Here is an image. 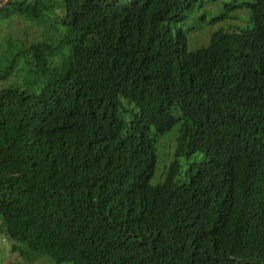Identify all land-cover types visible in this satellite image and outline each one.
Instances as JSON below:
<instances>
[{
    "label": "trees",
    "instance_id": "obj_1",
    "mask_svg": "<svg viewBox=\"0 0 264 264\" xmlns=\"http://www.w3.org/2000/svg\"><path fill=\"white\" fill-rule=\"evenodd\" d=\"M8 1L0 17L53 16L57 35L0 42L11 250L55 264H264V0ZM218 2L210 24L236 10L249 24L189 49L179 26ZM160 140L173 145L164 172Z\"/></svg>",
    "mask_w": 264,
    "mask_h": 264
},
{
    "label": "rangeland",
    "instance_id": "obj_2",
    "mask_svg": "<svg viewBox=\"0 0 264 264\" xmlns=\"http://www.w3.org/2000/svg\"><path fill=\"white\" fill-rule=\"evenodd\" d=\"M1 1V0H0ZM238 1L236 4L244 3V2H250L252 3L253 0H235ZM6 4L9 3L8 0H5ZM223 5L231 4V0H222ZM235 4V3H234ZM223 5L218 2L215 5H207L206 11H200L193 14L192 19L188 20L187 22L183 23L179 26V29L186 35V38L188 41V48L191 47H199L203 44H205L209 38L210 34L213 33L216 29H218L220 26L224 27L228 31H235L239 27H246L249 24V12L246 10H236L231 13V19H228L226 22L216 23V24H210V20L216 16L218 12L223 8ZM7 6V5H6ZM5 6V8H6ZM205 16L202 19V16ZM53 16H49L47 18V22L43 23H27L24 22L21 19L18 18H9V17H0V42H4L3 40H17L23 29L29 30V32L32 33L33 38H42L46 37L47 35H53V38H57L56 31L54 30V27L56 24L54 23ZM202 19V20H201ZM10 20V21H9ZM247 24V25H246ZM41 25L49 26V28H44V26L41 27ZM43 28V29H42ZM189 28V32H188ZM23 33V32H22ZM190 42V44H189ZM191 45V47H190ZM193 49V48H191ZM26 78H24L25 81ZM174 133V132H173ZM161 141V145L158 146V143L156 144V150L157 154H160L161 158V171L164 172L166 170V166L170 164L172 161L173 156V145L171 140L163 146V141ZM162 147L158 151V148ZM181 164L183 163L182 169H185L188 167V165L192 163H199L202 161V156L197 155L190 159H180L179 160ZM152 184H156V175L151 181ZM13 243L5 236L4 233V225L0 221V264H55L53 261H51L47 256L39 255L35 257H30V260L22 259L20 257V254L17 252H13L11 250Z\"/></svg>",
    "mask_w": 264,
    "mask_h": 264
}]
</instances>
